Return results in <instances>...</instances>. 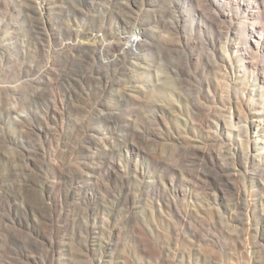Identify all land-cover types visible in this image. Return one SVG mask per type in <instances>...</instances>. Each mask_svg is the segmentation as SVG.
Listing matches in <instances>:
<instances>
[{"label":"rangeland","instance_id":"obj_1","mask_svg":"<svg viewBox=\"0 0 264 264\" xmlns=\"http://www.w3.org/2000/svg\"><path fill=\"white\" fill-rule=\"evenodd\" d=\"M262 1L0 0V264H264Z\"/></svg>","mask_w":264,"mask_h":264},{"label":"bare ground","instance_id":"obj_2","mask_svg":"<svg viewBox=\"0 0 264 264\" xmlns=\"http://www.w3.org/2000/svg\"><path fill=\"white\" fill-rule=\"evenodd\" d=\"M241 9V7H240ZM252 9H255L254 13L256 14L257 16V21L262 23L261 21H264V1H262V3H255L254 6H252ZM244 18L248 20V17H251L253 14L252 12L250 11H244ZM258 16L260 17V21L258 19ZM252 20V19H251ZM255 27V25H254ZM141 29L139 28H136V31H135V35L137 37V39H132L131 37L126 41L125 43V47L122 48L121 50V54L122 55H126V56H130L131 59L133 61L130 62V65L133 69L135 70H138V69H143L141 68V66L137 63V60L140 58V46L142 44H146V43H142L143 41V34L141 33L140 31ZM263 33H264V28L262 29ZM261 44L260 43H256V48L257 50L259 49V46ZM250 54H254V51H253V48H252V45L247 42L246 43V46L245 48L243 49V54L240 56L237 57V54L238 52H234L233 53V58L231 57V55L228 53V51L226 50V58L228 61H231L233 59H237V60H240L242 64H240V68L242 70L243 73H246V70L248 68H250V66L252 67V62L250 61L249 59V55L248 53ZM247 54V56H246ZM247 58L249 59V61L247 60ZM135 60V61H134ZM161 76L160 75H157V80H160ZM252 87H255L257 82L260 81V77H258V74L255 73L252 75L251 77V80H250ZM155 88H153L152 90L153 91H157V92H160L161 94H165V89H164V85L163 83H159L157 82L156 85H154ZM262 90V87H260ZM251 92H253L254 90H250ZM127 96L129 97H134L135 96V93L133 90H130L129 93H127ZM263 112L261 113V111H257L255 112L254 114H256L257 116H254V119H253V122L256 123L255 126L256 127V132H262L264 133V123H261L260 126L258 125V122L262 121L264 119V109L262 108L261 109ZM264 122V121H263ZM245 130L246 132H248V127L244 126V128H240L239 130ZM262 140V141H261ZM264 137L261 136L260 138H255L254 142H252V149L254 151H257V153H255L253 155V158L255 160H260V157L262 154H264V147L261 148V150L258 149L259 145L260 144H264Z\"/></svg>","mask_w":264,"mask_h":264}]
</instances>
